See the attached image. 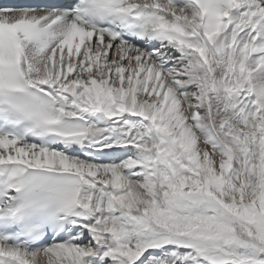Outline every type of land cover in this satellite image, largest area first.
<instances>
[{"label": "snow or ice", "instance_id": "6c2138e0", "mask_svg": "<svg viewBox=\"0 0 264 264\" xmlns=\"http://www.w3.org/2000/svg\"><path fill=\"white\" fill-rule=\"evenodd\" d=\"M0 264H264V0L0 7Z\"/></svg>", "mask_w": 264, "mask_h": 264}]
</instances>
